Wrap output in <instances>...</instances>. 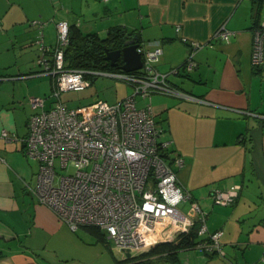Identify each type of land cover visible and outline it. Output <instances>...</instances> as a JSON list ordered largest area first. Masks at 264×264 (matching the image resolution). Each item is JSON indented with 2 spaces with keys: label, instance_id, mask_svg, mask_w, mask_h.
<instances>
[{
  "label": "crops",
  "instance_id": "crops-1",
  "mask_svg": "<svg viewBox=\"0 0 264 264\" xmlns=\"http://www.w3.org/2000/svg\"><path fill=\"white\" fill-rule=\"evenodd\" d=\"M60 21L100 37L120 25L143 48L159 47L151 63L178 93L150 94L156 121L171 104L187 109L199 129L206 126L204 138L184 151L183 165H173L180 171L179 184L203 213L206 234L196 241L221 231L223 254L192 246L179 251V264H259L264 253V66H252L250 56L253 31L264 21V0H0V264H125L124 252L110 240L84 228L71 230L26 186L33 184L39 166L35 170L37 160L26 155L22 138L29 115L54 100V78L43 68L57 44ZM221 26L232 33L229 40L213 37ZM197 44L193 66L173 72ZM69 91L59 94L68 107L62 95ZM33 97L43 98V105L33 107ZM162 127L171 148L170 133ZM3 129L12 139L2 138ZM169 154L176 155L173 149ZM233 185L239 188L232 202L214 201L216 189Z\"/></svg>",
  "mask_w": 264,
  "mask_h": 264
},
{
  "label": "built area",
  "instance_id": "built-area-1",
  "mask_svg": "<svg viewBox=\"0 0 264 264\" xmlns=\"http://www.w3.org/2000/svg\"><path fill=\"white\" fill-rule=\"evenodd\" d=\"M231 34L221 26L213 37L229 40ZM67 37V22H58L57 44L45 58L43 68L54 78V100L48 109L29 115L27 133L22 138L26 155L39 162L33 184L26 186L71 230L97 227L121 252L128 250L136 255L157 243L174 241L194 226L196 234L204 236L203 213L166 160L171 141L164 137V128L147 102L153 92L178 93L167 74L151 63L161 49L139 45L142 66L133 71L84 70L65 66ZM192 46L182 66L173 72L193 66L192 51L200 45ZM251 46L252 66H264V21L254 29ZM84 73L117 78L129 84L132 92L113 103L96 98L87 105L68 107L59 94L87 87L90 82ZM138 98L143 100L140 106ZM30 102L33 107L42 106L43 98L33 97ZM1 136L12 139L6 129ZM56 159L61 167L70 166L73 172L57 175ZM170 160L178 168L183 165L179 156ZM238 188L216 189L214 201L232 202ZM186 201L189 208L182 210L180 205ZM220 234L215 231L194 246L222 254ZM259 264H264V253Z\"/></svg>",
  "mask_w": 264,
  "mask_h": 264
},
{
  "label": "trees",
  "instance_id": "trees-1",
  "mask_svg": "<svg viewBox=\"0 0 264 264\" xmlns=\"http://www.w3.org/2000/svg\"><path fill=\"white\" fill-rule=\"evenodd\" d=\"M130 36H133L131 32H126L120 25L109 28L105 37H100L94 32L83 33L76 25H68V40L63 48L64 64L66 67L84 70H119L116 66H110L109 62L105 60L106 48H119L123 41ZM121 63L122 61H120ZM93 77L89 73H84V78L89 82ZM79 228H84L99 239L105 237L97 227L80 226ZM196 238V227L194 226L188 232L180 234L174 241L157 243L146 251L126 258L125 264L126 262H128L127 264H158V261L163 264H179V251L201 242L196 241Z\"/></svg>",
  "mask_w": 264,
  "mask_h": 264
},
{
  "label": "rangeland",
  "instance_id": "rangeland-1",
  "mask_svg": "<svg viewBox=\"0 0 264 264\" xmlns=\"http://www.w3.org/2000/svg\"><path fill=\"white\" fill-rule=\"evenodd\" d=\"M85 88V90L82 91H69V93H64L62 97L63 99L68 98L67 101H69L68 105L70 107H78L81 104L93 101L95 98L113 102L126 95L127 91V93H129V91L130 93L132 92V89L130 90L126 82L107 75L97 76V78L95 80H92L91 84H89ZM169 98L171 97H166V103H169ZM142 101V99L138 98L139 106L143 104ZM169 105L167 104L168 109H165L162 113L158 114L160 116L158 117V119L161 118V121L159 120L158 123H162V125L166 127V129H168L170 133L172 146L171 148H168V151L173 149L174 154L186 161L184 151L187 149H193V142L198 143L204 138V135H206V130L203 129H205L206 126L204 125L203 127H201V129H199L198 125H195L191 117L188 115L187 109L176 108V106L170 107ZM166 160H168L171 166L175 168L169 158H166ZM38 166L39 165L37 161L35 170L36 168H38ZM55 168L57 175H67L73 172V169L70 166L61 167L58 159H56L55 161ZM174 170L177 173V178L180 179V171L177 168H175ZM81 231L82 228H80V232ZM158 264L163 263H161V261H158Z\"/></svg>",
  "mask_w": 264,
  "mask_h": 264
},
{
  "label": "water",
  "instance_id": "water-1",
  "mask_svg": "<svg viewBox=\"0 0 264 264\" xmlns=\"http://www.w3.org/2000/svg\"><path fill=\"white\" fill-rule=\"evenodd\" d=\"M138 37L136 35L126 38L121 47L116 49L106 48L105 60L110 66H116L124 71H133L142 66L141 53L138 51ZM121 59L122 63H118ZM183 62L179 65L181 67ZM173 156H170L171 159ZM126 258L132 257V254L126 250L124 251ZM223 254V253H222Z\"/></svg>",
  "mask_w": 264,
  "mask_h": 264
},
{
  "label": "flooded vegetation",
  "instance_id": "flooded-vegetation-1",
  "mask_svg": "<svg viewBox=\"0 0 264 264\" xmlns=\"http://www.w3.org/2000/svg\"><path fill=\"white\" fill-rule=\"evenodd\" d=\"M121 59H118V63L120 64Z\"/></svg>",
  "mask_w": 264,
  "mask_h": 264
}]
</instances>
